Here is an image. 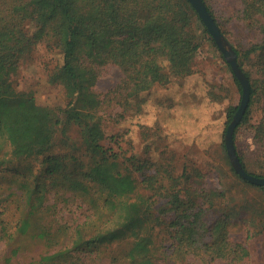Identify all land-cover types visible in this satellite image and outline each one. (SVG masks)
<instances>
[{
    "label": "trees",
    "instance_id": "obj_1",
    "mask_svg": "<svg viewBox=\"0 0 264 264\" xmlns=\"http://www.w3.org/2000/svg\"><path fill=\"white\" fill-rule=\"evenodd\" d=\"M202 2L225 37L207 0ZM244 5L246 20L262 22V38L243 51L230 45L250 87L247 107L233 131V143L245 172L263 178L247 169L235 145L236 131L249 121L256 93L243 60L255 56L264 67V0H244ZM195 31L215 45L187 0H0V169L25 159H40L50 180L47 184L28 174L20 181L21 214L10 232L1 228L4 264H13L11 260L18 257L21 249L14 244L23 236L38 246L28 264H92L113 260L115 254L122 264H161V257L168 260V249L156 245L154 231L165 222L168 211L177 214L176 222L169 225L174 227L170 233L174 244L182 247L177 251L182 255L200 249L213 261L248 258L246 247L226 239L228 216L211 227L203 226L200 232L194 224L201 206H184L173 196L164 206L156 207L149 196L138 192L131 167L101 144L105 134L97 112L102 101L93 90L99 70L108 64L119 67L124 77L121 89L129 97L169 85L193 73L198 49ZM44 40L61 56L49 79L62 87L67 99L64 108L39 105L31 93L17 91L14 86L12 78L20 63ZM262 91L264 94V81ZM237 108H227L226 126ZM70 127L77 129L76 140L66 134ZM259 130L264 138V123ZM58 132L63 134L66 148L75 153L62 158L51 155ZM77 152L88 155L89 162H80ZM67 162L76 163V169H65ZM56 179L71 197L88 201L94 213H86L72 225L61 222L58 202L53 200L50 205L46 201L54 192L50 187ZM255 187L264 193V186ZM192 212L194 218L186 225L176 224ZM94 215L97 222L90 226ZM206 234L208 240L204 241ZM118 246H122L119 251Z\"/></svg>",
    "mask_w": 264,
    "mask_h": 264
},
{
    "label": "rangeland",
    "instance_id": "obj_2",
    "mask_svg": "<svg viewBox=\"0 0 264 264\" xmlns=\"http://www.w3.org/2000/svg\"><path fill=\"white\" fill-rule=\"evenodd\" d=\"M207 3L230 45L243 51L261 42L262 22L245 19L244 0H207ZM194 36L198 49L192 62L193 73L169 85L154 86L129 97L121 89L124 77L119 67L108 64L99 70L93 90L102 101L97 112L105 134L101 144L131 167L138 192L149 196L156 207L164 206L173 196L184 206L190 203L201 206L194 224L200 232L203 226L211 227L226 215L229 218L225 225L226 239L242 244L249 251L248 258L239 262L213 261L200 249H193L190 256L182 255L177 252L182 247L174 244L170 233L174 227L169 225L176 222L177 214L168 211L165 222L154 231L156 245L164 244L168 249V260L161 257V264H264V193L235 175L224 147L226 110L239 106L241 92L218 48L199 31ZM60 62L56 47L46 40L36 44L12 78L16 90L31 93L39 105L64 108L67 99L62 87L49 79ZM243 68L250 74L256 93L249 121L236 131L235 145L247 169L264 176V138L259 133L260 124L264 123V67L252 56L243 60ZM66 134L72 140L78 137L75 127L68 128ZM73 153L58 132L51 155L62 158ZM76 155L80 162H89L88 155L81 152ZM76 167V163L67 162L65 169ZM45 169L46 164L33 158L0 169V264H4L6 250L1 228L10 232L21 214L20 181L33 174L49 184ZM60 185L59 180H54L50 187L54 192L46 201L50 205L53 200L58 202L61 222L72 225L83 220L86 213H94L88 201L71 197ZM193 213L176 224L186 225L194 218ZM96 222L94 215L90 226ZM207 240L206 234L204 241ZM14 245L21 251L11 260L13 264H28L32 252L38 248L24 236ZM121 248L118 246L116 250ZM118 257L115 254L113 260H96L92 264H122Z\"/></svg>",
    "mask_w": 264,
    "mask_h": 264
},
{
    "label": "water",
    "instance_id": "obj_3",
    "mask_svg": "<svg viewBox=\"0 0 264 264\" xmlns=\"http://www.w3.org/2000/svg\"><path fill=\"white\" fill-rule=\"evenodd\" d=\"M187 1L190 3L192 8L198 14L200 20L206 27L207 32L210 34L215 46L218 48L224 60L229 65V68L233 76L236 78V80L238 81L241 87L240 104L236 112L234 113L232 120L227 125L224 134V147L231 168L235 174H237L240 178L247 181L248 183L255 186H264V177L257 178L245 172V170L243 169L242 165L239 162L238 156L236 155V151L233 143V131L237 126V124L239 123L240 119L242 118V115L248 104L249 94H250L249 82L237 64L236 54L234 50L232 49L226 38L220 32L214 20L211 18L202 0H187Z\"/></svg>",
    "mask_w": 264,
    "mask_h": 264
}]
</instances>
